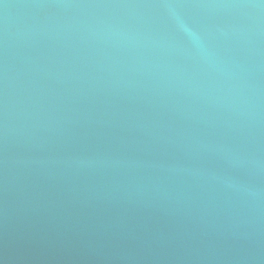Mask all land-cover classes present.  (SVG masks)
I'll return each instance as SVG.
<instances>
[{"label": "water", "instance_id": "obj_1", "mask_svg": "<svg viewBox=\"0 0 264 264\" xmlns=\"http://www.w3.org/2000/svg\"><path fill=\"white\" fill-rule=\"evenodd\" d=\"M0 264H264V0H0Z\"/></svg>", "mask_w": 264, "mask_h": 264}]
</instances>
